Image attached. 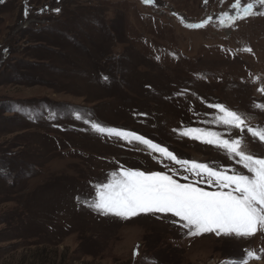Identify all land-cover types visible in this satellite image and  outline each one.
Instances as JSON below:
<instances>
[{"label":"rangeland","instance_id":"1","mask_svg":"<svg viewBox=\"0 0 264 264\" xmlns=\"http://www.w3.org/2000/svg\"><path fill=\"white\" fill-rule=\"evenodd\" d=\"M233 3L0 0V264H264V232L190 235L171 214L125 219L89 206L113 171L179 168L92 123L228 174L250 175L181 133L242 138L264 158L247 132L264 129V15L222 26ZM216 104L241 115L244 131L217 123Z\"/></svg>","mask_w":264,"mask_h":264},{"label":"snow or ice","instance_id":"2","mask_svg":"<svg viewBox=\"0 0 264 264\" xmlns=\"http://www.w3.org/2000/svg\"><path fill=\"white\" fill-rule=\"evenodd\" d=\"M144 2L152 3V0ZM258 6L264 9V0H251L245 4H242L241 0H235L231 5L235 14L224 12L220 24L223 26L226 21L235 22L253 15H264V11H254ZM208 23L209 20H205L186 26L201 28ZM259 91L264 92V88ZM212 107L222 113L216 118L217 123L240 131L247 127L244 118L238 113L220 104ZM91 127L99 133L126 139L129 143L137 141L150 152L159 153L163 160H169L179 166L178 169L170 168L171 174L128 168L113 171L109 174L107 182L95 185V197L89 204L94 210L125 219L141 213L171 214L178 218L180 226L187 229L190 235L214 232L217 235L223 233L236 237H251L257 232H264V158L246 153L243 150L242 138L224 139L216 132L200 128H190L181 133L224 150L229 158L238 157L237 163L250 175L234 170L228 174V169H217L208 163L180 159L166 147L134 133L106 129L97 123H92ZM247 132L253 138L264 142V129L247 127ZM177 175H182L183 180L187 182H179L174 178ZM200 183H205L215 190L207 191L198 186ZM247 257L258 258L251 251L247 253ZM241 264H247V260Z\"/></svg>","mask_w":264,"mask_h":264}]
</instances>
